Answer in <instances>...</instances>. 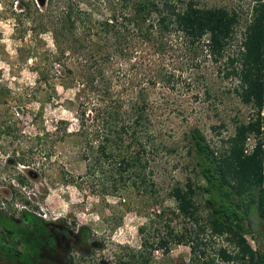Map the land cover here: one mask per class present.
I'll use <instances>...</instances> for the list:
<instances>
[{
	"label": "trees",
	"instance_id": "obj_1",
	"mask_svg": "<svg viewBox=\"0 0 264 264\" xmlns=\"http://www.w3.org/2000/svg\"><path fill=\"white\" fill-rule=\"evenodd\" d=\"M200 1L49 0L40 6L36 0H29L25 7L18 5L19 26L28 23L34 43L31 61L36 84L29 96L36 100L39 93L46 92L47 99L38 113L42 115L45 104L58 97L59 86L77 89L69 103L79 119L78 130L70 132L67 121H61V130L59 125L56 130L63 132V140L75 138L89 177L102 173L104 186L111 183L118 191L127 178L146 180L143 173L148 161L144 158L148 146L154 145L139 129L143 130V119L156 117L153 95L158 88L171 93L179 90L182 95L191 82L185 68L200 74L206 59L212 60L220 73L221 68L226 69L225 79L238 80L240 98L253 105L257 114L235 126L234 135L220 153L211 148L199 129H193L190 153L197 182L174 187L170 197L199 227L195 234L201 243L193 245L195 254L200 251L199 244L207 246L203 237L209 233L212 238L224 237L234 250L235 254L226 247L217 250L224 262L264 264V0H253L251 17L233 56L228 50L240 32V13L205 8ZM46 34L51 35L54 50L38 52L46 45L42 38ZM170 96L164 95V100L169 102ZM86 119H104L107 134L98 137ZM251 136L262 140L247 154ZM13 162L29 166L24 154L14 152L7 158L8 164ZM24 172L34 176L31 169ZM17 179L22 186L27 184L26 176L18 175ZM15 190V198L23 206L31 204L24 193ZM197 197L204 200L206 219L200 215ZM22 218L24 225L15 224L14 216L0 206L2 262L26 263L27 236L48 233L46 221L33 211L24 208ZM80 230L84 244L90 247L88 229ZM246 237L257 243L255 250ZM171 238L176 245L193 241L188 232L177 236L170 231L160 247H168ZM200 252L207 256V251Z\"/></svg>",
	"mask_w": 264,
	"mask_h": 264
},
{
	"label": "rangeland",
	"instance_id": "obj_2",
	"mask_svg": "<svg viewBox=\"0 0 264 264\" xmlns=\"http://www.w3.org/2000/svg\"><path fill=\"white\" fill-rule=\"evenodd\" d=\"M28 2L0 0V21L8 24L7 28L0 27V206L14 216L13 222L19 226L24 225L22 210L25 208L47 223L63 224L73 233L88 229L90 238L103 244L97 253L100 264L107 261L109 264H142L143 258L148 256L151 264H169L170 258L157 251L155 245L169 237L170 231L177 236L188 232L193 238L189 243L171 246L170 255L176 258L177 264H204L211 259L215 260L214 264H234L218 256L217 250L221 247L235 254L224 237L204 235L207 246L199 244L198 250L207 251L206 257L200 251L196 254L192 251L193 245L201 243L195 234L199 227L179 211L170 192L177 186L185 188L190 181L197 182L190 153L193 129H199L211 148L220 153L227 145L226 140L234 135L235 126L256 116L253 105L245 104L240 98L238 80L225 79L226 69L221 68L223 73H220L213 61L206 59L200 74L185 68L184 74L191 82L182 95L179 90L171 93L158 88L153 95L156 117L143 119V130L139 129L154 145V148L148 146L144 158L148 161L143 173L146 180L135 182L127 178L125 186L116 191L111 183L104 186L102 173L89 177L75 138L63 140L61 121L69 122L70 132L79 128V119L69 103L74 101L77 89L59 86L58 97L45 104L42 115L38 113L47 99L46 92L39 93L36 100L29 96L36 84L31 61L34 43L28 33V23L19 26L17 21L20 13L17 6L25 7ZM200 3L205 8H226L240 13V32L228 50V55H235L254 1L201 0ZM42 38L46 45L37 51L54 50L51 35ZM162 93L167 97L171 95V100H164ZM86 120L98 137L107 134L103 130L104 119ZM124 120L134 122V119ZM58 125L60 130H56ZM250 138L252 143L262 140L256 136ZM14 152L24 154L29 166L8 164L7 158H12ZM26 169L33 171L32 178L25 174ZM104 170L108 172L109 168L105 166ZM18 175L26 176V185L18 182ZM15 189L24 193L31 204L23 206L15 198ZM196 199L200 215L206 219L204 200ZM145 243L155 247L148 250ZM255 246L257 248V243ZM0 264L15 263L0 261ZM79 264H91L90 259L80 260Z\"/></svg>",
	"mask_w": 264,
	"mask_h": 264
},
{
	"label": "flooded vegetation",
	"instance_id": "obj_3",
	"mask_svg": "<svg viewBox=\"0 0 264 264\" xmlns=\"http://www.w3.org/2000/svg\"><path fill=\"white\" fill-rule=\"evenodd\" d=\"M48 227V233L44 235L35 234L27 236L28 248V261L26 263L17 264H79L80 260L90 259L91 264H100L98 262V251L103 247V244L96 238H89L91 246L84 244L82 237V230L73 233L71 229L63 224L51 223L48 226L47 222L44 223ZM18 225V224H17ZM161 248L160 243L155 245L158 250L163 253V256L168 257L169 264H177L176 258H171V246ZM145 248L151 250L155 246L145 243ZM175 245V243H174ZM150 257H144L142 264H151ZM79 262V263H78ZM102 264H109L102 262Z\"/></svg>",
	"mask_w": 264,
	"mask_h": 264
},
{
	"label": "built area",
	"instance_id": "obj_4",
	"mask_svg": "<svg viewBox=\"0 0 264 264\" xmlns=\"http://www.w3.org/2000/svg\"><path fill=\"white\" fill-rule=\"evenodd\" d=\"M257 143H252V139L249 138L247 140V144H246V149H245V152L247 154H250L253 152L255 146H256ZM248 242L250 243V245L252 246V248L255 250L256 249V242L254 241V239H252L251 237H246Z\"/></svg>",
	"mask_w": 264,
	"mask_h": 264
},
{
	"label": "water",
	"instance_id": "obj_5",
	"mask_svg": "<svg viewBox=\"0 0 264 264\" xmlns=\"http://www.w3.org/2000/svg\"><path fill=\"white\" fill-rule=\"evenodd\" d=\"M37 1L40 4V6H43L45 4V2H46V0H37ZM263 150H264V147H263ZM263 169H264V157H263Z\"/></svg>",
	"mask_w": 264,
	"mask_h": 264
},
{
	"label": "clouds",
	"instance_id": "obj_6",
	"mask_svg": "<svg viewBox=\"0 0 264 264\" xmlns=\"http://www.w3.org/2000/svg\"><path fill=\"white\" fill-rule=\"evenodd\" d=\"M8 23H12V21H9ZM0 27L7 28L8 24H5L3 21H0Z\"/></svg>",
	"mask_w": 264,
	"mask_h": 264
}]
</instances>
